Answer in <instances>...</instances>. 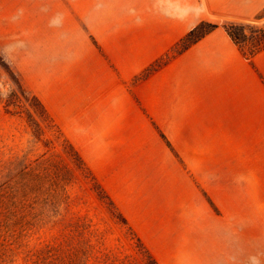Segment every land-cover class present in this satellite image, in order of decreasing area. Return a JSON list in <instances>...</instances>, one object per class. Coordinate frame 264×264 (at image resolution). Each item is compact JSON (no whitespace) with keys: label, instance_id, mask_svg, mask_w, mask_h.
<instances>
[{"label":"crops","instance_id":"obj_1","mask_svg":"<svg viewBox=\"0 0 264 264\" xmlns=\"http://www.w3.org/2000/svg\"><path fill=\"white\" fill-rule=\"evenodd\" d=\"M262 9L264 0L0 3V41L61 44L47 47L45 71L64 83L63 131L90 169L108 171L96 176L124 215L125 200L142 196L144 217L192 218L206 233L211 248L186 252L191 264H264V45L247 57L222 27ZM202 20L217 27L138 77ZM80 101L92 105L88 126L87 107H72ZM148 250L159 264L176 259Z\"/></svg>","mask_w":264,"mask_h":264},{"label":"rangeland","instance_id":"obj_2","mask_svg":"<svg viewBox=\"0 0 264 264\" xmlns=\"http://www.w3.org/2000/svg\"><path fill=\"white\" fill-rule=\"evenodd\" d=\"M26 1L31 0L0 3L19 6ZM263 12L264 9L246 20L229 21L234 31V25L241 24L243 31L237 40L243 48L255 43L259 34L254 31L264 25ZM91 39L100 50V45ZM53 45L59 43L0 41V58L10 60L19 73L22 89L18 92L19 86L0 66V264H145L136 237L154 255L166 257L176 252L171 264H191L186 252L197 251L198 256L199 249L211 248L206 233L192 226V218L168 221L158 216L144 217L147 203L142 196L137 201L125 200L130 215L126 217L110 196L109 183L106 181L105 187L96 176L107 178L108 171L90 169L78 155L80 164L68 148L70 143L62 128L64 83L61 85V79L56 78L59 74L54 75L55 80L50 71H45L52 66L46 56L51 52L47 47L52 50ZM174 47L148 68L170 57ZM52 87L55 91H51ZM32 95L45 110L47 106L49 118L24 98ZM78 103H73V110L87 107L82 101ZM88 107L83 122L87 126L93 119ZM73 134L75 141L83 137L78 131ZM91 177L113 201L127 225L94 188ZM163 225L172 226V232H164ZM203 264H209L205 258Z\"/></svg>","mask_w":264,"mask_h":264},{"label":"trees","instance_id":"obj_3","mask_svg":"<svg viewBox=\"0 0 264 264\" xmlns=\"http://www.w3.org/2000/svg\"><path fill=\"white\" fill-rule=\"evenodd\" d=\"M262 15H264V12ZM231 26H233V23H231V22H225L222 24V27L228 32V34L230 36H232V38L238 44L239 48L244 52V54L247 57L251 56L252 53H254L262 45H264V25L258 31H254L255 33L257 32L259 35L255 37V41H254L255 43L251 47H247L248 49L243 48L237 40L238 33L242 34V31H243L241 24L237 23V25H234L236 27V31L232 30ZM215 27H217L216 23H212V22L205 21V20L198 22L196 25L191 27L185 33V35L178 41V43L174 47L172 55L177 54V53L181 52L182 50L186 49L191 44H193L195 41L199 40L205 34L210 32L211 30H213ZM251 33H252V30L249 31V34H251ZM172 55L170 54L169 56H172ZM163 61H165V60H163ZM163 61L155 64L153 67L148 68L146 70V72L143 74V76H145L149 71L155 69L157 66L162 64ZM0 66L4 70L5 74L9 77V79L12 82H15V84L17 86H19V81L17 78V77H19V73L12 67L10 60L0 58ZM18 88H19L18 92L21 93L22 92L21 87L19 86ZM24 98L29 102V104H31L34 108H36L41 115L48 117L47 112H46L43 104L39 101V99L36 96L32 95L30 99H28L27 97H24ZM68 148L71 150L75 159L80 164H82L81 159L79 158L78 154L76 153V151L72 148V146L70 144H68ZM91 180H92L94 188L97 190V192L101 194V197H103L104 199L107 200L108 204L113 209L116 217L119 218L123 224L127 225L126 219L121 215V213L116 211L113 201L106 195V193L102 190L100 185L95 181V179L93 177H91ZM136 238H137V241L140 245V249H141L145 264H159L156 261V259L150 254V252L142 245V243L140 242V239L138 237H136Z\"/></svg>","mask_w":264,"mask_h":264},{"label":"bare ground","instance_id":"obj_4","mask_svg":"<svg viewBox=\"0 0 264 264\" xmlns=\"http://www.w3.org/2000/svg\"><path fill=\"white\" fill-rule=\"evenodd\" d=\"M210 16V15H209Z\"/></svg>","mask_w":264,"mask_h":264}]
</instances>
